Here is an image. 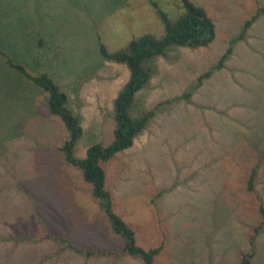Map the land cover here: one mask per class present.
I'll list each match as a JSON object with an SVG mask.
<instances>
[{"label": "rangeland", "instance_id": "1", "mask_svg": "<svg viewBox=\"0 0 264 264\" xmlns=\"http://www.w3.org/2000/svg\"><path fill=\"white\" fill-rule=\"evenodd\" d=\"M153 1L173 18L182 11L178 0H0V264H142L123 252L90 186L65 161L68 133L46 94L7 59L60 84L84 127L76 147L84 156L112 140L113 102L129 79L100 45L114 52L140 34L161 35ZM192 1L213 18L214 41L174 46L151 62L132 114L155 116L102 166L138 244L163 246L155 264H241L264 204V14L237 37L264 0ZM254 238L253 264H264V226Z\"/></svg>", "mask_w": 264, "mask_h": 264}, {"label": "trees", "instance_id": "2", "mask_svg": "<svg viewBox=\"0 0 264 264\" xmlns=\"http://www.w3.org/2000/svg\"><path fill=\"white\" fill-rule=\"evenodd\" d=\"M181 13L173 18L160 4L153 1L158 17L163 23V32L157 36L146 32L133 37L128 44L114 52L108 50L105 44L100 45V52L106 60L125 64L129 70V79L121 87L113 102L115 126L113 138L108 143H93L84 156H78L76 147L84 134V127L77 114L69 106V97L60 84L47 72L32 74L26 66L16 63L13 58L7 61L11 67L25 75L46 94V103L51 114L57 117L67 131V138L60 146L65 161L80 171L82 178L90 186L92 197L97 201L99 209L107 217L113 234L123 242V252L139 260L142 264H155L163 246L144 248L137 242L135 230L116 212L113 197L107 186V173L103 162L111 160L118 153L133 147L135 140L148 126L155 116L154 110H147L134 116L132 110L137 94L145 88L152 77L151 62L159 56H165L174 46L200 48L209 46L216 37V24L207 10L192 0H178ZM264 14V7L244 22L238 39H243L253 22ZM231 49L210 70L202 74L198 81L211 76L212 70L221 68ZM257 168L254 167L248 180L249 191H255ZM261 221L255 228L251 239V250L241 255V264H253L255 255V235L264 226V204H260ZM77 252L83 251L69 243ZM88 255H92L88 252Z\"/></svg>", "mask_w": 264, "mask_h": 264}]
</instances>
